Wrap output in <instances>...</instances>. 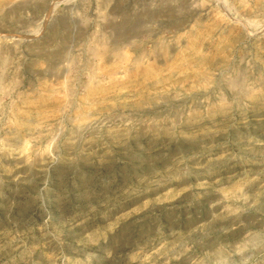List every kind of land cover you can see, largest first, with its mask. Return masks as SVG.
I'll use <instances>...</instances> for the list:
<instances>
[{"label": "rangeland", "instance_id": "obj_1", "mask_svg": "<svg viewBox=\"0 0 264 264\" xmlns=\"http://www.w3.org/2000/svg\"><path fill=\"white\" fill-rule=\"evenodd\" d=\"M0 264H264V0H0Z\"/></svg>", "mask_w": 264, "mask_h": 264}, {"label": "bare ground", "instance_id": "obj_2", "mask_svg": "<svg viewBox=\"0 0 264 264\" xmlns=\"http://www.w3.org/2000/svg\"><path fill=\"white\" fill-rule=\"evenodd\" d=\"M103 51V49H101ZM97 51V50H96ZM98 52H99V49H98ZM125 58V57H124Z\"/></svg>", "mask_w": 264, "mask_h": 264}]
</instances>
